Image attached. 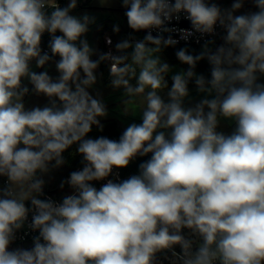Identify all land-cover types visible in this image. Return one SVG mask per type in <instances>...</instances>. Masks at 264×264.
I'll return each instance as SVG.
<instances>
[{
	"label": "clouds",
	"instance_id": "obj_1",
	"mask_svg": "<svg viewBox=\"0 0 264 264\" xmlns=\"http://www.w3.org/2000/svg\"><path fill=\"white\" fill-rule=\"evenodd\" d=\"M80 2L0 0V264H264V0H119L146 34L99 53L87 39L97 17L73 14ZM182 19L190 28L173 25ZM218 27L223 43L204 39ZM193 37L202 50L176 51L188 67L169 87L161 54ZM205 60L210 79L195 71ZM104 62L124 114L141 118L118 140L89 136L108 116L90 91ZM192 81L203 97L186 105ZM30 93L48 103L27 108ZM73 146L82 167L59 185L71 194L45 196ZM138 157L149 158L119 180ZM21 230L36 233L30 248L11 247Z\"/></svg>",
	"mask_w": 264,
	"mask_h": 264
},
{
	"label": "trees",
	"instance_id": "obj_2",
	"mask_svg": "<svg viewBox=\"0 0 264 264\" xmlns=\"http://www.w3.org/2000/svg\"><path fill=\"white\" fill-rule=\"evenodd\" d=\"M92 1L93 0H85L83 5L80 3H79V5L83 6V7H88L92 3ZM81 2H82V0H81ZM99 13H103V12H94L92 15L99 14ZM100 22H103V20H100ZM90 27H91V25H90ZM133 34H134V32H132V35ZM102 35H103V32L100 31V37ZM139 37H140V35H139ZM141 37L143 38V36H141ZM123 39H126V38L123 37ZM181 47H187L189 52L192 54H199L202 50V46H197L194 44H177L175 47H168L167 49L163 50V52L165 53V55L168 59L169 65L172 67V71L168 74V77H167L169 84H171V75L172 74L179 72L182 69L186 70L188 67L187 65L180 63L178 61V59L176 58L175 53ZM100 49H101V52H105V44H104V42H102V40L100 43ZM100 68H101V71L103 73V78H104L105 83L110 84L109 67L104 62L100 65ZM195 71L198 75H204L206 78L210 79V65L208 64V62L206 60L198 62ZM25 83H26V81H25ZM189 92H190L189 100L201 99L203 97V94H199L197 92L194 81L189 83ZM112 113H114L115 116L108 118L102 122V124L104 125L103 131L102 132L99 131L94 126L92 132L89 134L90 138H97V137L103 135V136H106L110 139L118 140L120 135L124 131V128L121 126V121L123 123H127V124H130L132 122H135V123L141 122V118H140L139 114H137L135 117H133L131 115H125L117 107L112 109ZM231 122L233 123V125H235L234 121H231ZM64 157L66 160V164L58 169L59 170V171H57L58 177L56 178V180L54 181V183L50 187L55 186V185H60L61 181L65 180L66 176L72 170H74L78 166L82 165L81 164L82 157L79 154L75 153V146H73V148H70L68 151H66L64 153ZM148 158L149 157H138L136 160H134L130 164V166L128 168L121 169L123 178L127 179L129 176H131L133 174H137L139 164ZM50 187L49 188L45 187V189H44L45 194L58 192V191L55 192V191L50 190Z\"/></svg>",
	"mask_w": 264,
	"mask_h": 264
},
{
	"label": "rangeland",
	"instance_id": "obj_3",
	"mask_svg": "<svg viewBox=\"0 0 264 264\" xmlns=\"http://www.w3.org/2000/svg\"><path fill=\"white\" fill-rule=\"evenodd\" d=\"M113 2H114V0H112V2L108 5H111ZM95 3L98 6H103L99 3V0H96ZM104 6H106V5H104ZM95 16L97 17V23H96V25H91L90 31L87 33V39H88L90 45L92 47H94L95 49H97L98 53L101 52V49H100L101 40H102V42H104L106 35H111L114 38V47H115V44L118 43L121 39L123 40V37L129 38V34L127 35V33H126L127 20H126V17L124 15V11L114 13V14L111 12H108V11H103V13L95 14ZM100 20H103V22H100ZM114 25H119V27H120L119 33L113 32V26ZM100 31L103 32V35L101 37H100ZM133 36L135 38L138 37V32L137 33L134 32ZM136 39H138V38H136ZM161 56H162L163 61L169 63L164 52H162ZM97 58H98V56H96V55L93 56L94 60ZM33 67H34V70L41 71V69H35L34 65H33ZM48 70H49L50 75H52L53 77L58 75V73L55 70L54 64H50L48 66ZM97 76H98V82L90 91L92 92L93 95H96V93H99L100 98H102V100L105 102V104L107 106L108 116L101 119V123H102L106 119L115 116L114 113H112V109H114L115 107H117L118 109H120V111L122 113H124L123 105L121 103L122 90L113 89L110 86V84L105 83L104 78H103V73H102L100 67L97 70ZM27 83L28 82L26 81V84ZM28 86H29V88H31L30 84ZM170 86H171V84H169V87ZM199 100L200 99L186 100L185 103H186V105H189L190 103H195ZM47 103H48V99L42 95L37 96V95L30 93L28 96L25 97V104H26L27 108H31L33 106H44ZM121 126L125 129L128 126V124L123 123L121 121ZM234 128H235V125H233V123L231 121L221 119L218 131H223L226 134H230L234 130ZM57 171H59V170L54 169L49 175L44 177V179L46 180V186H45L46 188H49L54 183L56 178L58 177ZM50 190L55 191V192H57V191L59 192L60 187H59V185H55V186L50 187Z\"/></svg>",
	"mask_w": 264,
	"mask_h": 264
},
{
	"label": "built area",
	"instance_id": "obj_4",
	"mask_svg": "<svg viewBox=\"0 0 264 264\" xmlns=\"http://www.w3.org/2000/svg\"><path fill=\"white\" fill-rule=\"evenodd\" d=\"M60 3L63 6L66 3V0H60ZM188 23H189L188 21H185L183 19L178 24H177V22L173 21V25H175L177 27H182V28H190V24H188ZM216 31H217V34H216L215 37H205L204 39H215V41H216L217 44L223 43L222 39L220 38L224 34L223 33V30L218 27ZM167 35L168 34H165V36H167ZM172 35H173V38H177L178 39L177 34H172ZM105 37H110L112 39V42H113L112 45L109 46L106 43V39H104L105 52H108V51L115 52L114 38L111 35H106ZM204 39H201L200 40V43H197L196 42V38L193 37V38H190V40L187 43L185 41H180L178 44H194V45H197V46H202L203 43H204ZM48 40H49V36L47 34H45L44 37H43L42 46L44 47V49L46 51H47V42H48ZM105 63L109 67L108 62H105ZM81 167H82V165L81 166H78L77 168H75L72 171L78 170ZM69 174L66 176V179L68 178ZM111 178L114 179V180H117V177L115 175H113V177H111ZM118 179L119 180H123L124 179L123 176H122L121 170H119V178ZM101 183H103V182H96L95 183V186L97 188H99ZM66 194H71V189L67 185L65 186V188L63 190H60L57 193H46L45 196H51L54 200L60 201L62 199V197L64 195H66ZM41 198H44V197H41ZM30 220H31V217H29V221ZM35 234L36 233H29L27 236H25V230H21L18 233L17 240L14 242V244L11 247L12 248H15V247H18V246L19 247H25V248L31 247L32 246V239H31V237H32V235H35ZM20 237H24V239H20ZM158 261L162 262V264H169L168 260L165 259V254H160L158 256Z\"/></svg>",
	"mask_w": 264,
	"mask_h": 264
},
{
	"label": "crops",
	"instance_id": "obj_5",
	"mask_svg": "<svg viewBox=\"0 0 264 264\" xmlns=\"http://www.w3.org/2000/svg\"><path fill=\"white\" fill-rule=\"evenodd\" d=\"M85 2V0H82V2H80V4L83 5V3ZM96 0H93L92 3L90 4V6L88 7H83V6H80L78 4V7L77 9L74 11V15H81L83 14L84 12H88L90 14H93L94 12H103V11H108V12H111V13H118V12H121V11H126L120 4L119 0H114V2L111 4V5H106V6H98L96 3ZM216 2H218L220 4V6L222 8H229L231 6V2L232 0H216ZM249 10H255L253 8V6L251 4H246L245 5V8L242 10V11H249ZM239 14V13H237ZM129 31V32H128ZM132 32L130 28H128V26L126 25V33L127 35L129 34V37L130 36H133L132 35ZM140 35V37H139ZM141 36H144L140 33H138V40L139 39H143Z\"/></svg>",
	"mask_w": 264,
	"mask_h": 264
},
{
	"label": "water",
	"instance_id": "obj_6",
	"mask_svg": "<svg viewBox=\"0 0 264 264\" xmlns=\"http://www.w3.org/2000/svg\"><path fill=\"white\" fill-rule=\"evenodd\" d=\"M188 24H190V23H188ZM131 31H133V30H131ZM138 33H140V34H142V35H145L146 33L145 32H143V31H141V32H138ZM30 248V247H29Z\"/></svg>",
	"mask_w": 264,
	"mask_h": 264
}]
</instances>
